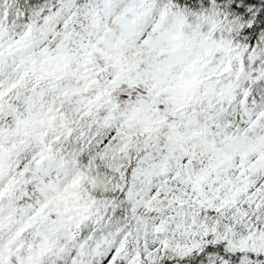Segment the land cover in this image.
I'll return each mask as SVG.
<instances>
[{
	"label": "snow or ice",
	"instance_id": "obj_1",
	"mask_svg": "<svg viewBox=\"0 0 264 264\" xmlns=\"http://www.w3.org/2000/svg\"><path fill=\"white\" fill-rule=\"evenodd\" d=\"M0 264H264V0H0Z\"/></svg>",
	"mask_w": 264,
	"mask_h": 264
}]
</instances>
